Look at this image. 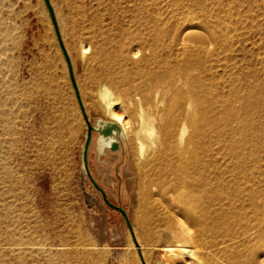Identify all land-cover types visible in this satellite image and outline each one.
Masks as SVG:
<instances>
[{
    "label": "rangeland",
    "instance_id": "obj_1",
    "mask_svg": "<svg viewBox=\"0 0 264 264\" xmlns=\"http://www.w3.org/2000/svg\"><path fill=\"white\" fill-rule=\"evenodd\" d=\"M212 1L228 3L226 10L233 9L229 19L238 31L232 35L240 40L235 39L238 43L228 51H214L217 59L221 52L226 58L225 70L219 69L223 79L218 80L222 84L218 93L228 95L233 84L239 93L248 91V80L264 84V29L256 25L261 1L208 3ZM50 2L88 118L92 124L99 119L112 120L98 97L97 84L110 70L123 79L137 68L126 61L130 50L120 44L128 42L126 30L133 28L134 17L141 16L139 1ZM170 11L168 7L159 10ZM255 16L257 21L252 20ZM86 44L91 53L83 56ZM134 103L136 108L129 103L124 111L133 131L127 140L121 139L116 151L108 147L100 151L98 134L93 132L89 167L110 202L128 213L145 263L165 264L162 247L174 237L161 234L155 211L144 205L149 196L152 198L153 175L150 164L139 163L144 156L136 149L138 107ZM254 119L255 132L263 124L262 138L257 139L258 157L245 164L253 169L250 182L264 217V118L257 112ZM227 127L228 135L229 123ZM86 129L42 1L0 0V264H143L123 216L104 203L82 170L80 154Z\"/></svg>",
    "mask_w": 264,
    "mask_h": 264
},
{
    "label": "bare ground",
    "instance_id": "obj_2",
    "mask_svg": "<svg viewBox=\"0 0 264 264\" xmlns=\"http://www.w3.org/2000/svg\"><path fill=\"white\" fill-rule=\"evenodd\" d=\"M138 1L141 16L126 30L128 42L119 43L130 50L126 61L137 68L123 79L109 69L110 74L99 78L98 97L120 125L122 140L133 131L124 111L137 102V154L144 156L140 165H151L153 175L152 198L144 205L155 211L161 234L174 237L162 247L165 264L184 259L187 264H264V217L250 182L253 169L245 164L258 157L263 124L255 132L253 123L257 112L264 118V84L248 80V91L239 93L233 84L228 95L218 93V80L223 79L219 69L226 68L222 52L239 40L232 35L238 31L229 19L233 9L209 0ZM260 1L256 25L264 29V0ZM163 7L171 11L159 12ZM218 49L219 59L214 53ZM82 53H91L90 45H83ZM260 104L263 109L257 110ZM116 139L99 137V150ZM204 238L209 240L206 248Z\"/></svg>",
    "mask_w": 264,
    "mask_h": 264
},
{
    "label": "water",
    "instance_id": "obj_3",
    "mask_svg": "<svg viewBox=\"0 0 264 264\" xmlns=\"http://www.w3.org/2000/svg\"><path fill=\"white\" fill-rule=\"evenodd\" d=\"M41 1L45 7L47 14H48V17H49L51 27H52L53 32H54V36H55L58 48H59L61 55L63 57V60L65 62V65L67 68L68 80L70 83V87L73 91L79 112H80L83 120H85L86 126H87L86 133H85V140H83V144L81 146V154H80L82 170H83V172H85V174L87 175V177L90 180V182L92 183V185L100 192L104 203L107 204L108 206L112 207L113 209L117 210L123 216V218L127 224V227L131 232L132 238H133L134 243L137 247V250H138V253H139L140 258L142 260V263L146 264L142 254H141L139 244L133 235V228H132V224L130 222V218L128 216V213L126 212V210L122 206L115 205L112 202H110V200L108 199V197L106 195V192L98 185V183L94 179V177L90 171V167H89L88 153H89V147L91 144V140L93 137L92 136L93 132H97L98 138L99 137L108 138L110 136L115 135L117 137V139L113 140L112 143L108 146V148L111 151H116L118 149L119 143L121 141V139L118 138L120 136L121 127L118 123H116L112 120L99 119V120H97V122L95 124H92V122L88 118V115H87L86 110H85V106H83V103H82L80 95H79V91H78V87L76 84L75 76L73 74V68L71 65L69 55L65 49V46H64L62 38H61L59 26L57 23V19H56L53 7H52L49 0H41Z\"/></svg>",
    "mask_w": 264,
    "mask_h": 264
}]
</instances>
